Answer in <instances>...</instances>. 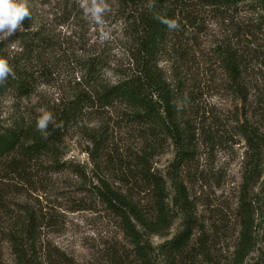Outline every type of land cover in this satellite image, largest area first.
<instances>
[{
  "label": "rangeland",
  "instance_id": "1",
  "mask_svg": "<svg viewBox=\"0 0 264 264\" xmlns=\"http://www.w3.org/2000/svg\"><path fill=\"white\" fill-rule=\"evenodd\" d=\"M107 3L111 11L104 16L105 30L111 38L102 42L78 0L75 8L73 0H28L30 9L53 25L59 47L45 57L48 72L36 94L22 101L9 96L2 99L3 119L9 120L13 114L37 117L41 107L55 109L71 90L70 83L73 87L81 77L79 68L85 60L97 54L112 65L121 57L114 0ZM69 12L79 15L82 22L75 24ZM199 13L200 23L194 30L184 31L182 55L174 52L173 64L172 58L162 63L174 92L178 81L183 83L180 113L194 136L181 178L195 209L197 229L178 256V264H264V41L261 34H247L240 24L251 18L247 8ZM224 43L246 54V99L234 92L220 62L217 48ZM96 117L85 116L81 125L99 126ZM81 125L71 128L56 146L59 162L66 168L60 172L52 170L49 165H54V158L48 157L24 162L23 172L11 173L8 161L0 165V193L5 198L0 202V264H16L7 234L27 217L36 219L39 256L44 264H139L121 219L98 198L96 186L99 176L118 189L138 180L140 133L125 120L102 125L107 135L96 165L88 152L93 146ZM257 132L263 139L254 136L253 147L249 137ZM175 157L176 150L168 140L165 150L151 161L166 177L174 213L166 234L149 236L157 264H166L161 246L183 228L182 215L172 203L175 189L167 176ZM70 165L81 173L67 168ZM246 178L251 179L248 184ZM244 189L253 228L251 249L240 262L236 253Z\"/></svg>",
  "mask_w": 264,
  "mask_h": 264
},
{
  "label": "trees",
  "instance_id": "2",
  "mask_svg": "<svg viewBox=\"0 0 264 264\" xmlns=\"http://www.w3.org/2000/svg\"><path fill=\"white\" fill-rule=\"evenodd\" d=\"M73 6L77 7L75 0ZM240 7L251 13V18L240 21L243 29L251 36L261 34L264 41V0H114L121 57L111 65L108 58L94 54L82 63L81 77L73 87L70 83L71 90L55 109L49 110L58 123L62 122V127L53 130L50 125L47 137L37 131L36 116L33 119L13 114L7 120L1 114L4 97L22 101L36 94L48 72L45 57L59 47L53 25L30 9L32 19L24 21V30L0 41V57L7 58L15 72V79L10 76L0 86V165L8 161L11 173H17L23 172L24 162L48 157L54 158V163L51 161L54 165H49L54 172L66 169L59 162L56 146L71 128L80 126L85 116L91 114L97 116L94 122L99 126H81L93 146L89 155L97 165L107 135L102 125L128 121L137 128L143 141L137 158L141 168L138 180L126 189H118L99 176L97 196L121 219L139 264H157L149 236L166 234L173 225L174 213L169 205L166 177L154 169L151 161L165 150L169 140L176 157L167 176L175 189L172 203L182 215L183 228L161 246V255L166 264H178V256L188 247L197 229L195 209L181 178V169L190 160L194 136L180 113L183 83L178 81L174 92L162 63L172 58L173 64L174 52L182 55L184 31L194 30L200 23V10L222 14ZM157 17L174 19L180 28L168 30ZM69 18H74L75 24L82 22L77 14L69 12ZM14 42L17 51L9 52L8 46ZM217 51L232 89L246 99L243 83L246 54L230 43L219 45ZM255 134L249 137L253 147L254 136L256 140L263 139L260 133ZM67 168L81 173L73 165ZM250 181L246 178V184ZM246 196L244 189L240 204L241 241L236 253L240 262L250 251L252 241L253 217ZM4 200L0 193V202ZM7 235L16 264H44L39 256L36 219H22L17 229L12 228Z\"/></svg>",
  "mask_w": 264,
  "mask_h": 264
},
{
  "label": "clouds",
  "instance_id": "3",
  "mask_svg": "<svg viewBox=\"0 0 264 264\" xmlns=\"http://www.w3.org/2000/svg\"><path fill=\"white\" fill-rule=\"evenodd\" d=\"M78 5L83 11L84 17L92 24H94L98 31V38L100 41H107L111 38L110 32L105 30L106 13L111 11L110 5L107 0H78ZM153 5H149L152 7ZM32 13L28 4V0H0V41L6 40L17 32L24 30L23 23L25 20H31ZM160 23L167 26L168 30H178L179 23L174 19H167L157 17ZM17 42L8 46L10 49H16ZM108 75L111 73L105 69ZM15 79V72L13 67L9 64L8 59L0 57V86L6 84L9 77ZM39 115L36 118V129L45 137L50 133L48 132L49 126L53 130L62 127V122H57L46 107H41Z\"/></svg>",
  "mask_w": 264,
  "mask_h": 264
}]
</instances>
